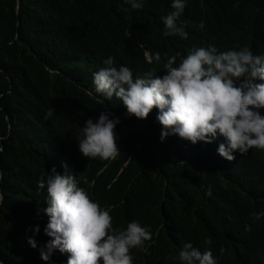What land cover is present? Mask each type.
<instances>
[{"label":"clouds","instance_id":"obj_1","mask_svg":"<svg viewBox=\"0 0 264 264\" xmlns=\"http://www.w3.org/2000/svg\"><path fill=\"white\" fill-rule=\"evenodd\" d=\"M123 4L137 10L144 0ZM186 4L171 0L172 11L161 17L162 34L185 42L180 52L160 61V53L147 51L149 67L134 72L113 66L109 56L92 73V83L107 100L119 99L129 116L151 115L148 121L162 127L160 141L173 144L158 165L165 176L163 201L208 200L195 216L202 225L124 220L118 201L99 190L116 188L129 164L114 167L123 148L115 139L120 121L100 112L80 128L78 147L39 158V178L30 183L36 213L17 264H243L240 257L264 264L262 234L244 227L249 213L264 227V52L228 48L220 24L203 21L213 15L210 3L191 12L192 24H178ZM138 151L144 162H153L143 143ZM223 187L231 190L228 199L221 196Z\"/></svg>","mask_w":264,"mask_h":264},{"label":"trees","instance_id":"obj_2","mask_svg":"<svg viewBox=\"0 0 264 264\" xmlns=\"http://www.w3.org/2000/svg\"><path fill=\"white\" fill-rule=\"evenodd\" d=\"M209 3L213 15L206 14L203 21L220 24L228 48L264 52V0H187L185 15L177 23L192 24L191 12ZM170 4L171 0H144L141 9L132 10L123 0H0V257L4 264H17L23 258V235L36 213L37 195L30 183L39 178V158L78 147L80 128L87 119L95 121L100 112H110L120 121L115 139L117 148H123L114 167L129 164L116 188L99 190L118 201L124 220L147 226L164 220L171 225H202L194 222L195 216L204 213L199 210L208 200L163 201L165 176L158 165L169 158L173 144L160 141L162 127L148 121L151 115L144 120L129 116L119 99L107 100L92 83V73L104 67L109 56L113 66L124 65L134 72L149 67L147 51L160 53V61L165 53L180 52L185 42L162 34L161 17L172 11ZM50 108L53 112L45 118ZM141 142L154 157L150 164L139 151L134 153ZM220 193L228 199L231 190L223 187ZM259 205L264 212V199ZM245 223L264 241V227L256 216L249 213Z\"/></svg>","mask_w":264,"mask_h":264}]
</instances>
